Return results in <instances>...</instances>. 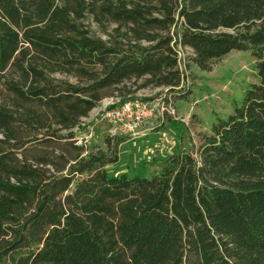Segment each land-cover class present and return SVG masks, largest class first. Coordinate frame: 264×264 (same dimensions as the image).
<instances>
[{
	"label": "trees",
	"instance_id": "1",
	"mask_svg": "<svg viewBox=\"0 0 264 264\" xmlns=\"http://www.w3.org/2000/svg\"><path fill=\"white\" fill-rule=\"evenodd\" d=\"M176 46L202 70L249 50L258 81L194 151L110 174L81 119L127 83L179 86ZM0 264H264V0H0Z\"/></svg>",
	"mask_w": 264,
	"mask_h": 264
},
{
	"label": "rangeland",
	"instance_id": "2",
	"mask_svg": "<svg viewBox=\"0 0 264 264\" xmlns=\"http://www.w3.org/2000/svg\"><path fill=\"white\" fill-rule=\"evenodd\" d=\"M80 25L90 35L111 43H125L127 40L121 35L124 29L115 32L113 24L100 25L86 11ZM176 50L182 76L179 86L138 88L136 86L141 80L136 84L127 83L124 90L114 91V95L102 98L81 119L84 125L79 126L77 136H83L89 128L92 129L87 142L88 150L109 152L112 147L116 151L118 160L107 165L110 174L143 172L149 176L165 164L169 155L181 149L194 151L201 135L210 134L213 123L227 118L234 107L241 104L249 85L258 81L249 50L229 51L215 60L210 70H202L193 62L189 48L176 46ZM56 76L73 80L61 74ZM115 97L123 100L140 97L156 104L155 125L143 135L141 130L136 136L110 137L109 126L95 113L103 102ZM117 138L121 140L119 144L115 143Z\"/></svg>",
	"mask_w": 264,
	"mask_h": 264
},
{
	"label": "built area",
	"instance_id": "3",
	"mask_svg": "<svg viewBox=\"0 0 264 264\" xmlns=\"http://www.w3.org/2000/svg\"><path fill=\"white\" fill-rule=\"evenodd\" d=\"M156 107V104L145 101L140 97L124 100L115 97L103 102L95 115L98 119L107 123L110 137L136 136L153 117ZM80 125H84V122L81 121ZM77 128L75 127L74 130L77 131ZM91 134L92 129L89 128L83 136H76V143L87 146Z\"/></svg>",
	"mask_w": 264,
	"mask_h": 264
},
{
	"label": "crops",
	"instance_id": "4",
	"mask_svg": "<svg viewBox=\"0 0 264 264\" xmlns=\"http://www.w3.org/2000/svg\"><path fill=\"white\" fill-rule=\"evenodd\" d=\"M154 116H155V115H153V117L150 119V121L142 127L141 130H143V132H142L141 135L145 134V131L150 130V129L153 127V125H155V124H154ZM150 125H151V126H150Z\"/></svg>",
	"mask_w": 264,
	"mask_h": 264
}]
</instances>
